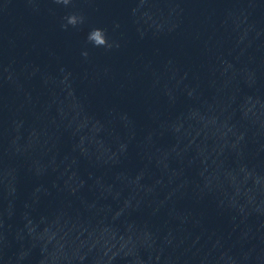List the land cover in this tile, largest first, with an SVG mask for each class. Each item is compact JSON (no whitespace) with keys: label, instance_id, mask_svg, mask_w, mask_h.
Wrapping results in <instances>:
<instances>
[{"label":"clouds","instance_id":"9594fccd","mask_svg":"<svg viewBox=\"0 0 264 264\" xmlns=\"http://www.w3.org/2000/svg\"><path fill=\"white\" fill-rule=\"evenodd\" d=\"M58 2H59V0H58ZM63 2L66 4V3H68V0H63ZM73 25H75V24H73ZM93 44H94V46H96L95 43H93Z\"/></svg>","mask_w":264,"mask_h":264}]
</instances>
